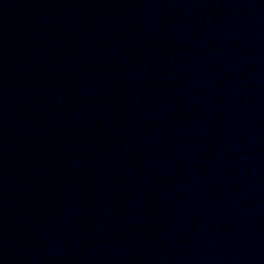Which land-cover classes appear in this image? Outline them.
<instances>
[{
	"label": "water",
	"instance_id": "obj_1",
	"mask_svg": "<svg viewBox=\"0 0 264 264\" xmlns=\"http://www.w3.org/2000/svg\"><path fill=\"white\" fill-rule=\"evenodd\" d=\"M0 264H264V0H0Z\"/></svg>",
	"mask_w": 264,
	"mask_h": 264
}]
</instances>
